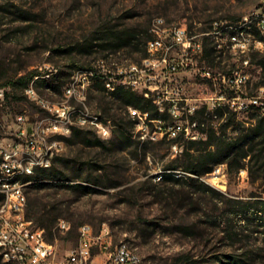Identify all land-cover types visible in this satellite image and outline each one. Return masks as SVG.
Listing matches in <instances>:
<instances>
[{"label": "rangeland", "instance_id": "374dc122", "mask_svg": "<svg viewBox=\"0 0 264 264\" xmlns=\"http://www.w3.org/2000/svg\"><path fill=\"white\" fill-rule=\"evenodd\" d=\"M261 11L264 0H0V86L11 89L0 121L11 131L21 113L31 121L45 116L25 95L24 87L8 83L33 71L39 74L28 89L33 88L46 106L63 108V90L75 71L82 73L75 79L83 86V72L99 60H105L110 71L129 63L143 65V52L105 48L100 29L112 23L122 28L155 25L157 30L158 17L164 18L161 27L183 26L201 35L205 55L199 66L213 76L242 69L246 57L250 65L244 71L249 80L243 82L242 91L257 95L263 79L253 58L260 60L264 52L251 49L240 56L226 46L223 35L215 39L207 33L220 26L230 35L229 26ZM89 45L94 47L87 49ZM177 84L188 97L201 99L200 109L209 97L232 95L222 81L204 78L197 70L180 74ZM81 88V98L70 103L101 115L92 117V124H107L112 134L82 127H73L66 136L57 134L60 152L51 167L63 173L53 184L83 188H36L39 170L35 183L26 189L34 221L40 217L39 208L49 205V218L56 220L52 232L60 257L77 245L80 227L88 224L96 233L109 227L113 242H126L143 264H231V256H244L248 264H264L262 228L253 216L243 221L237 214L238 202L264 197L262 180L254 181L247 168L230 172L225 164L216 166L221 170L224 165L219 174L191 180L186 171L188 140L153 139L155 126L144 135L137 125L139 119L109 95L116 91ZM201 113L197 118L202 123L201 140H205L211 128L220 131L226 118L212 119ZM236 118L228 129L231 137L254 122L251 114ZM61 220L69 224L67 230L59 228ZM45 231L48 236L49 230ZM98 257L99 262L105 259Z\"/></svg>", "mask_w": 264, "mask_h": 264}, {"label": "built area", "instance_id": "2783aa9c", "mask_svg": "<svg viewBox=\"0 0 264 264\" xmlns=\"http://www.w3.org/2000/svg\"><path fill=\"white\" fill-rule=\"evenodd\" d=\"M162 20L164 18L158 17V23H162ZM242 20H248L250 30L239 37L225 35L224 27L220 29V26L207 35L215 39L223 35L226 46L240 56L246 55L251 49L264 52V42H260L264 11L245 16ZM150 33L145 65L129 63L110 71L107 62L99 60L90 67V76H83V86H75V76L81 75L75 71L63 90V108L43 107L35 91H28L27 85L24 88L25 95L43 110L45 116L31 121L27 114L21 113L17 115L15 128L11 131H6L0 121V167L14 169L27 166L28 170V166H35L36 162L53 163L54 157L60 152V142L55 139L57 134L66 136L73 131V127L93 129L97 133L100 127H107V135L112 134L109 125L92 124V117L101 115L83 111V107L70 103L75 98H81L79 87L89 88L90 91L99 81L104 83L108 93L109 88L123 87L155 100L157 109L165 118L154 119L148 113L128 107L135 113V119H141L140 131L144 135H149L150 127L155 126L153 139L160 136L169 140L183 137L188 141H200L202 123H199L197 117L201 112L203 116L212 119L218 118V110L226 109L236 115L255 113L264 117V87L252 96L242 91L243 82L249 80L244 71L250 65L246 57L242 58V69L216 77L210 70L199 66V61L205 55L200 34L192 32L188 27H183V30L167 27L165 34H157L155 25H152ZM223 46L218 45L219 48ZM191 70H197L202 77L212 81L219 79L232 95L209 97L203 101L205 107L200 109L201 99L188 97L177 84L178 76ZM10 90L7 86H0V110ZM223 168L215 172L219 174ZM26 186H5L4 177L0 179V253L13 256L14 264H143L141 256L128 254L126 242H113L109 227L104 226L96 233L88 224L80 227L77 245L60 257L57 244L48 240L45 229L27 218L28 200L23 197ZM59 228L67 230L69 224L61 220ZM100 255L105 256L101 262L98 260Z\"/></svg>", "mask_w": 264, "mask_h": 264}, {"label": "trees", "instance_id": "16d2710c", "mask_svg": "<svg viewBox=\"0 0 264 264\" xmlns=\"http://www.w3.org/2000/svg\"><path fill=\"white\" fill-rule=\"evenodd\" d=\"M151 26L135 27V28H122L120 25L108 23L101 27L100 33L102 37L100 40L106 42L103 44L105 48H111L114 50H120L124 48H130L131 52H143L144 58L147 57L146 46L147 42L151 38L150 33ZM94 46L89 45L87 49H91ZM207 57V55H206ZM143 58V59H144ZM253 62L260 66L262 72V87H264V55L258 61L256 57L253 58ZM39 71H33L26 75L21 76L17 80H11L8 82L14 87H26L38 77ZM94 87L98 88L100 92H105L106 89L104 83L99 81L95 83ZM111 97L119 101L122 107L128 109V107H134L144 113H148L152 118H165L157 107L153 104L151 99L145 98L130 89L119 88L115 93L109 94ZM102 98H106V94H102ZM228 110V111H226ZM226 110H218V117H225L226 122L221 126L220 131L211 128L207 133L205 140L197 142L188 141V147L186 148V155L189 159V165L186 171L190 174L189 178L193 181H199L201 178L213 173L216 166L225 164L230 172H239L241 169H248L250 175L254 181L262 180L264 183V117L258 116L255 113H251L254 120L250 127H244L237 136H229L228 129L232 127L236 122V114ZM244 126L245 123H237ZM235 132H238V127H235ZM61 173L55 166L48 170L39 171L36 175L37 182L36 188H54L65 187L72 188L74 190H81V185H55L53 181L60 178ZM175 181H180V178L173 177ZM43 181H50V183H44ZM84 189H88L85 187ZM237 213L243 221L249 220L250 216L257 221L264 235V197L260 196L255 200L249 202H238ZM49 205L45 204L38 210L40 214L39 219L36 221L27 212V218L32 220L34 224L45 230H49L48 240L54 242L55 235L52 232L55 227L56 220L49 218ZM231 264H248L243 256H231ZM0 264L2 262L0 255Z\"/></svg>", "mask_w": 264, "mask_h": 264}, {"label": "bare ground", "instance_id": "6f19581e", "mask_svg": "<svg viewBox=\"0 0 264 264\" xmlns=\"http://www.w3.org/2000/svg\"><path fill=\"white\" fill-rule=\"evenodd\" d=\"M162 23H163V20H162ZM162 23H158V26H157L158 29L155 30L157 34H165L167 31V27H161L160 26V25H162ZM174 28L176 30H183V26H180V27L175 26ZM228 28L230 29V31L232 30V33H230L229 37H239V36L243 35V32H248L250 30V23L248 22V20H241L237 25H231ZM237 30H238V32H236V33L233 32V31H237ZM260 37H261L260 42H264V28H261V30H260ZM145 61H146V59H145ZM145 61H144L143 65H145ZM133 64H136V63H133ZM83 76H90V70L84 71ZM78 80L79 79H75V86L81 85V84H79L80 81H78ZM117 89H119V88H109V91L115 92V91H117ZM28 91H35V90L33 88H30V89H28ZM35 96H36V98H38L36 92H35ZM152 101L156 104L155 100H152ZM42 103L45 107H50V106H46L44 101H42ZM131 113L133 114V116H135V113H133V112H131ZM94 123H96V122H94ZM137 125L139 127H141V119H139ZM100 128H101V132H103V134L107 135V129H106L107 127L106 128L100 127ZM50 167H51V163H49V162H36L35 166H28V170H27V166H20V167L14 168V169H8L6 167H0V179H2V177H4V185L5 186H14L15 184H27V186L23 190V197H24V200H28L27 195H26V189L28 186H31L35 183L34 177H35L37 171L46 170V169H49ZM219 170L220 169L216 167V169L213 172L219 171ZM214 180H219V179L217 177H215ZM0 216H1V209H0ZM127 251H128V254H130V255L138 256L134 253V251L128 245H127ZM1 256H2L3 261L6 262V264H14V257L13 256H6V253H1Z\"/></svg>", "mask_w": 264, "mask_h": 264}]
</instances>
